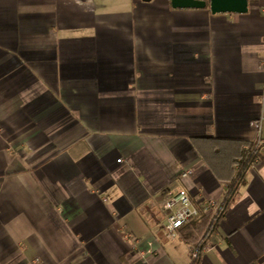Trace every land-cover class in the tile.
<instances>
[{
	"label": "crops",
	"instance_id": "1",
	"mask_svg": "<svg viewBox=\"0 0 264 264\" xmlns=\"http://www.w3.org/2000/svg\"><path fill=\"white\" fill-rule=\"evenodd\" d=\"M263 7L0 0V264H190L160 203L264 144ZM259 154L197 264H264Z\"/></svg>",
	"mask_w": 264,
	"mask_h": 264
},
{
	"label": "trees",
	"instance_id": "2",
	"mask_svg": "<svg viewBox=\"0 0 264 264\" xmlns=\"http://www.w3.org/2000/svg\"><path fill=\"white\" fill-rule=\"evenodd\" d=\"M263 146L264 144L260 143L252 145L234 162V176L229 181L227 189L219 201L218 208L215 212H204L201 210L198 217L185 222L178 229V234L182 241L189 245V247L195 248L197 252V258L191 260L190 264L198 263L200 250L215 233L219 220L224 215L228 206L234 201L240 186L244 183L247 171L259 160V153Z\"/></svg>",
	"mask_w": 264,
	"mask_h": 264
},
{
	"label": "built area",
	"instance_id": "3",
	"mask_svg": "<svg viewBox=\"0 0 264 264\" xmlns=\"http://www.w3.org/2000/svg\"><path fill=\"white\" fill-rule=\"evenodd\" d=\"M264 16V7L261 9ZM191 170L185 169L180 173L182 179L191 176ZM219 202L213 199H201L198 203H194L187 191L184 189H176L170 191L160 203V211L163 216V232L166 238H173L178 235V229L187 221L199 216L200 211H213L218 208ZM206 248L200 250L199 256ZM191 260L197 258L195 248L190 247Z\"/></svg>",
	"mask_w": 264,
	"mask_h": 264
},
{
	"label": "water",
	"instance_id": "4",
	"mask_svg": "<svg viewBox=\"0 0 264 264\" xmlns=\"http://www.w3.org/2000/svg\"><path fill=\"white\" fill-rule=\"evenodd\" d=\"M148 2L150 0H142ZM173 8L204 9L207 5L212 14L247 12L248 0H170Z\"/></svg>",
	"mask_w": 264,
	"mask_h": 264
}]
</instances>
